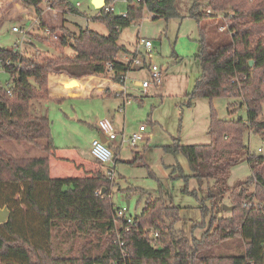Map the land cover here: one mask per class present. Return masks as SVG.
Instances as JSON below:
<instances>
[{
    "label": "trees",
    "instance_id": "16d2710c",
    "mask_svg": "<svg viewBox=\"0 0 264 264\" xmlns=\"http://www.w3.org/2000/svg\"><path fill=\"white\" fill-rule=\"evenodd\" d=\"M18 1L33 7L37 17L45 1L51 9L80 14L67 0ZM189 1L187 12L196 20L200 35L194 57L201 70L187 94L189 100L232 97L229 106L239 104L246 111L245 119L219 118L212 111L207 144L183 145L173 138L165 147L184 155L191 170L189 177L198 185L212 181L205 195L210 206L201 202V221L194 226L204 229L201 235L187 237L175 229L179 207L167 205L160 196L148 198L131 222L123 217L115 220L108 196L113 180L100 167L78 177L53 178L49 174L50 158L57 151L51 122L32 110L35 102L51 99L49 74H65L70 79L109 74L116 82L131 70V61L117 60V54L126 51L118 44L119 33L141 19L142 10L127 7L123 17L101 8L92 19L106 26L105 35L88 27L76 32L64 26L59 35L53 34L54 29L32 35L58 51L57 56H48L33 42H27L21 51L15 46L0 47V69L9 76L5 86L0 85V208L10 212L0 224V264H264V155L250 151L244 142L246 131L264 139V119L260 117L264 105V0ZM179 3L181 0H148L147 7L154 18H169L178 15ZM220 13L227 39L213 47L201 22L215 20ZM64 47L72 54H64ZM72 84L70 87L83 89ZM70 87H66L69 92ZM8 143L27 145L40 155L13 154ZM135 159L141 160V155ZM242 159H246L251 175L232 188L226 183L228 173ZM226 195L233 208L219 214L217 203ZM64 225L72 228L68 236L82 240L78 248L62 251L53 247L52 233H60ZM150 231L157 233L155 239L149 237ZM229 241L242 244V249L235 254L221 253L219 249Z\"/></svg>",
    "mask_w": 264,
    "mask_h": 264
},
{
    "label": "rangeland",
    "instance_id": "374dc122",
    "mask_svg": "<svg viewBox=\"0 0 264 264\" xmlns=\"http://www.w3.org/2000/svg\"><path fill=\"white\" fill-rule=\"evenodd\" d=\"M67 2L72 6L78 2L80 6L77 9L80 14L52 9L45 10L37 17L33 7H26L18 0H0V47L10 48L14 43L18 44L21 33L13 32L11 30L13 26L22 28L30 34L24 33L22 49L28 46L27 38L30 36L34 45L40 50L47 51L48 56H57L59 52L46 47L33 36L48 34L51 29L56 30L53 34L59 35L61 26L76 32L81 27H88L99 34H107L106 26L92 19L97 10L92 6L91 0ZM189 3V0H181L177 7L178 15L169 18H154V14L143 11L141 19L120 30L118 44L124 46L126 51L117 54L118 61L123 63L131 61L137 50L134 59L140 65L145 58L146 63L155 64L161 69L160 82L154 83L150 81L149 74L144 68L131 62V70L127 72L125 81L130 102L122 111L117 108L121 104V98H103L96 95V88H89L92 85L101 86L100 88L103 85V88L113 86L111 76L106 74L91 80L89 77L76 79L81 82L86 94L50 97L51 99L46 100V106L42 107L41 114L37 115L50 120L53 144L62 148L60 152L65 155L73 150L81 156H89L91 140L97 137V121L110 120L119 134L115 140L118 147L109 146L114 155L116 153L117 159L113 158L110 164L103 166L94 159L89 160V163L93 169L100 167L103 171L112 167L113 176L108 179L113 180V184L110 186L108 196L114 210L123 209L126 215L134 217L140 215L148 198L156 199L160 196L167 205L179 207V220L175 223V229L184 231L187 237H198L204 230L194 227L196 222L201 221L198 207L201 202L210 206V199L205 198V195L206 186L212 181L198 185L196 179L189 177L191 170L184 155L180 152L174 154L166 151L165 147L172 144L173 138H178L183 145L207 144L210 142L208 127L212 111L217 117L224 119L239 117L245 119L246 111L239 104L231 108L229 103L233 101L232 97L219 96L209 101L207 98L197 96L189 100L187 94L191 92L201 73L199 61L194 57L199 49L200 35L196 20L187 12ZM114 7L115 14L126 8L120 2H116ZM222 16L220 13L215 20L207 19L201 22V26L206 27L208 41L213 47L227 39L221 27ZM140 39L151 41L150 59L147 58L144 49L138 46ZM61 50L64 54H72L69 47ZM57 75L70 79L65 74ZM142 80L150 81V85L145 89L136 86L135 82ZM7 81L9 76L0 70V85L5 86ZM50 84L51 79L49 86ZM228 109L235 110L228 114ZM260 117L264 119V105ZM140 125L145 126L144 137L137 141L135 147L121 142L122 135L127 139ZM244 142L250 151L264 155V139L260 136L246 131ZM6 147L16 155H40L27 145L8 143ZM17 151L20 154H17ZM137 154L141 155V160H134ZM54 162L51 157L50 176L53 178L83 175L81 172L56 174ZM72 170L75 171L74 168ZM250 175V167L246 159H242L230 168L226 183L232 186ZM193 190L196 191L195 195L191 193ZM229 203L226 195L217 203V213L226 214L227 210L222 206L230 205ZM64 226L59 229L60 233H52L53 247L62 251L70 246L78 248L82 240L68 236L67 233L72 228ZM236 243L229 241L219 251L226 254L238 253L242 249V244Z\"/></svg>",
    "mask_w": 264,
    "mask_h": 264
},
{
    "label": "built area",
    "instance_id": "2783aa9c",
    "mask_svg": "<svg viewBox=\"0 0 264 264\" xmlns=\"http://www.w3.org/2000/svg\"><path fill=\"white\" fill-rule=\"evenodd\" d=\"M122 2L124 3L127 7H138L141 8L142 13L143 11H148V7H147V3L148 0H108L107 4L105 2V4L100 7L104 8L106 10H109L111 12L115 11V7L114 4L116 2ZM79 5L78 3H76V6ZM118 15L121 16H126L127 15V9L119 12ZM13 31H18L19 29L15 26L12 27ZM138 46L142 47L144 49V52L147 56L148 59H150V49L152 46V43L150 40L148 39H140L138 42ZM17 49H19L20 51L22 50V40L15 46ZM137 52V50H136ZM134 57L136 56V53ZM133 57V59H134ZM131 60V62L133 61L134 64L140 65V63L134 59ZM145 59V58H144ZM109 68L108 73L111 72L110 69V64L107 65ZM140 68H144L150 77V81L154 82V83H158L160 82V77H161V69L159 66L152 64V63H146L145 60L143 61V63H141ZM1 70V69H0ZM126 75L127 72L121 74L118 78V80L116 82L113 81V88L110 89L109 88H100L98 90L100 95H104L105 93H108L109 95L113 96V97H117V98H121V104L118 106V110L122 111L123 107L130 102V98H129V94L127 92V88L125 85V81H126ZM150 81L148 80H142L139 81L137 83L138 87H141L143 89L147 88L150 85ZM96 128L97 131L99 132V134H101L104 138L105 141H102L99 137L97 138H93L91 140L90 143V154L91 156L100 164H110L113 160V156L114 153L112 152L111 148L108 145V142H114L117 137V131L115 130L113 123L108 120V119H100L97 121L96 123ZM145 130V126L144 125H140L138 127V130L136 132H134L132 135H130L127 139L125 138H121V142L123 143H128L129 146L135 147L137 141L142 140L144 135H143V131ZM260 151V149H258V152ZM105 174L108 178H112L113 176V169L112 167H109V169H107L105 171ZM123 217L126 222H131L132 221V217L125 215L124 210L123 209H117L115 210V214H114V219L118 220L119 218ZM120 225V223H119ZM118 225V226H119ZM149 237L155 239L157 237V233L155 231H150L149 232ZM119 245L122 246V242H119ZM122 253L124 252L123 250H121ZM110 264H118L117 261H113Z\"/></svg>",
    "mask_w": 264,
    "mask_h": 264
},
{
    "label": "crops",
    "instance_id": "0c3cea01",
    "mask_svg": "<svg viewBox=\"0 0 264 264\" xmlns=\"http://www.w3.org/2000/svg\"><path fill=\"white\" fill-rule=\"evenodd\" d=\"M105 2H106V0L104 1V4H105ZM119 2V1H118ZM44 3V2H43ZM78 3V2H77ZM120 3H122V2H120ZM79 4V3H78ZM103 4V5H104ZM122 4H124V3H122ZM125 5V4H124ZM42 6H44L43 7V11H42V13L45 11V10H52L51 8H50V4L49 3H47L46 1H45V3H44V5H42ZM80 6V4L79 5H75V7H79ZM93 6V5H92ZM126 6V5H125ZM125 8V7H124ZM96 10H98L97 8H95ZM127 9V6H126V8L124 9V10H126ZM123 10V11H124ZM28 22H26V24H27ZM19 30L18 31H13L12 30V28H11V30L13 31V32H20L21 33V38L19 39V42L22 40V44L24 43V41H23V38H24V33L25 34H29V32L28 31H26V30H23L22 28H18ZM18 42V43H19ZM27 42H33L32 40H31V38H30V36L27 38ZM17 45V43H14L12 46H16ZM11 46V47H12ZM23 46V45H22ZM10 47V48H11ZM200 76V75H199ZM92 78H96V76H90L89 77V80H91ZM52 80V84H50V86H49V80ZM55 80L57 81V82H55ZM66 80H69V79H65V78H60V76H56V74H49V76H48V92H49V96L50 97H63L64 95L63 94H65L67 97H72V96H77V95H81V93L82 94H86V92L83 90V89H80V88H72L71 89V91L69 92L68 91V89H66V88H63L62 87V82H65ZM79 80V79H78ZM79 82V81H78ZM139 81H136L135 83H136V86H137V83H138ZM80 83V86H82V88H83V85H81V82H79ZM100 87L101 86H96V85H92V86H89V88H96V90H95V92H96V95L98 94L99 96H101V97H103V98H109V97H113V96H111V95H109L108 93H105L104 95H100L99 94V92H98V90L100 89ZM103 87H104V85H103ZM102 87V88H103ZM111 88H113V86H110V89ZM82 90V91H81ZM129 94V93H128ZM46 106V100H42V101H38V102H35L34 104H33V113L34 114H41V112H42V107H45ZM118 108V107H117ZM96 130H97V128H96ZM145 131V130H144ZM143 131V132H144ZM118 134V133H117ZM119 135V134H118ZM143 135H144V133H143ZM97 137H99L100 139H103L104 141H105V138L101 135V134H99V132L97 131ZM97 137H93V138H97ZM122 137H123V135H122ZM92 138V139H93ZM123 138H125V137H123ZM126 139V138H125ZM108 145L109 146H111L112 148L114 147H118V144L116 143V141H114V142H108ZM57 147V151H56V153H55V156L54 157H52L53 159H54V163H55V167H56V171H57V173L56 174H59V175H62V174H65V173H70V174H79L80 172L82 173V174H84L86 171H89V170H95V169H93L91 166H90V163H89V160H92V159H94L92 156H91V154H90V150H89V156H81L79 153H76V152H73V150H71L70 151V153L69 154H67V155H65L64 153H61L60 152V150L62 149V148H59L58 146H56ZM116 150L114 149V152H115ZM115 157H114V159L116 160L117 158H116V153H115V155H114ZM95 160V159H94ZM96 161V160H95ZM104 165V164H103ZM102 165V166H103ZM106 165H108V164H106ZM72 168H74L75 169V171H73L72 170ZM50 171H51V166H50V164H49V174H50ZM79 176H81V175H79ZM68 177V176H67ZM69 177H71V176H69ZM75 177H77V176H75Z\"/></svg>",
    "mask_w": 264,
    "mask_h": 264
},
{
    "label": "water",
    "instance_id": "95a60500",
    "mask_svg": "<svg viewBox=\"0 0 264 264\" xmlns=\"http://www.w3.org/2000/svg\"><path fill=\"white\" fill-rule=\"evenodd\" d=\"M105 0H91V4L93 5L94 8L99 9L100 7L103 6ZM249 64H252V61H249ZM75 83L78 86L80 85V83L78 82V80H76L75 78H71L69 79L67 82L62 83V87L66 88V87H70ZM74 87H70V89H72ZM102 141H104L103 139H101ZM128 206V202H126V208ZM222 208L224 210L230 211L233 207L231 205H223ZM10 215L9 210L6 207H2L0 208V224L4 223L7 221L8 217Z\"/></svg>",
    "mask_w": 264,
    "mask_h": 264
}]
</instances>
